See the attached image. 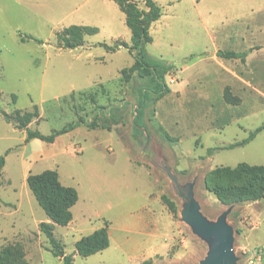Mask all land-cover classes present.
Wrapping results in <instances>:
<instances>
[{"label":"rangeland","instance_id":"obj_1","mask_svg":"<svg viewBox=\"0 0 264 264\" xmlns=\"http://www.w3.org/2000/svg\"><path fill=\"white\" fill-rule=\"evenodd\" d=\"M156 1L163 14L151 25L145 59L158 72L140 77L123 74L135 62L128 48L102 45L131 42L114 0H0V250L17 247L29 264H64L41 230L50 219L27 181L56 169L80 194L73 228L54 229L76 264L122 256L114 247L79 255L74 228L116 223L124 207L137 209L134 216L151 208L166 216L163 195L177 205L176 213L166 205L175 226L168 252L148 264H203L222 252L225 235L205 226L221 223L233 229L236 264H264L251 262L264 246V200L227 205L212 191L217 167L264 165V131L224 148L264 122V0ZM74 24L100 31L84 46L61 47L57 33ZM228 50L247 52L246 59L218 56ZM20 110H37L29 127L45 135L83 122L52 143L27 140Z\"/></svg>","mask_w":264,"mask_h":264},{"label":"trees","instance_id":"obj_2","mask_svg":"<svg viewBox=\"0 0 264 264\" xmlns=\"http://www.w3.org/2000/svg\"><path fill=\"white\" fill-rule=\"evenodd\" d=\"M124 12L126 24L131 31V42L118 41L114 45L102 43L108 50H117L124 46L134 54L135 62L130 68L123 70V74L130 72L137 73L140 77L150 76L154 71L158 72V66L150 64L146 58L145 46L153 41L150 33L152 23L162 16V7L156 0H144L146 9L141 8L134 0H114ZM99 29L88 25H70L57 33V38L61 47L74 49L85 45L87 34H96ZM25 39V38H24ZM218 56L223 58L246 59L247 52L234 50L219 51ZM162 73H164L162 71ZM37 109V106H35ZM3 115L10 122L11 116L4 111ZM39 115L36 110L33 112H16L18 127L27 130V140L39 138L46 142H54L56 137L74 129L83 120L72 123L70 126L58 130L50 135H45L40 131L30 129L29 123ZM264 130V122L256 129L250 131L249 136L243 140L231 143L224 148H235L251 142ZM5 164V158L0 159V174ZM213 174L218 176L217 182L212 191L215 192L219 200L227 205L254 202L264 198V165L240 162L236 166H220L213 170ZM30 189L37 198L39 204L51 221H43L40 224L41 230L48 237L54 255L62 258L64 264H76L74 254L66 253L62 243L54 234L56 225L67 226L73 218V207L79 200V192L76 187L62 183L60 174L56 169H47L41 173H30L27 178ZM168 208L176 213L177 205L167 195L162 197ZM110 222L105 221L104 226L96 229L89 235L82 236L76 242V253L87 257L107 249L111 244L109 233ZM145 261L142 264H148ZM0 264H29L24 252L17 247L7 246L0 250Z\"/></svg>","mask_w":264,"mask_h":264},{"label":"crops","instance_id":"obj_3","mask_svg":"<svg viewBox=\"0 0 264 264\" xmlns=\"http://www.w3.org/2000/svg\"><path fill=\"white\" fill-rule=\"evenodd\" d=\"M263 131L264 130H262L251 142L256 140ZM262 200H264V198L259 201L251 202V204L258 205L262 202ZM122 204L125 205V201H123ZM146 206L147 205H144V207ZM253 207L254 206H252L250 210L254 214L255 210ZM162 208H164L166 213L169 214H166V216H160L157 215L155 210L151 208L149 210V215L134 216V214L137 213V209L135 210L129 207H124L122 210L119 209L115 218L117 222L110 224L109 227L111 244L107 249L114 247V249L118 250L121 254L122 260L106 264H142L149 259H155L156 257L167 253L170 249V242L168 241L172 235V227L173 225L175 226V220L171 212L166 207V204H162ZM73 222H76L75 214L73 221L66 227L68 229L73 228ZM102 226H104L102 223L96 225L92 224V222H83L80 227L72 230L81 234L76 239V242L82 236L89 235Z\"/></svg>","mask_w":264,"mask_h":264},{"label":"water","instance_id":"obj_4","mask_svg":"<svg viewBox=\"0 0 264 264\" xmlns=\"http://www.w3.org/2000/svg\"><path fill=\"white\" fill-rule=\"evenodd\" d=\"M207 229L224 231V238L222 239V252L208 258L203 264H236V255L232 248L234 240L233 229L226 223H221L218 226H205Z\"/></svg>","mask_w":264,"mask_h":264},{"label":"built area","instance_id":"obj_5","mask_svg":"<svg viewBox=\"0 0 264 264\" xmlns=\"http://www.w3.org/2000/svg\"><path fill=\"white\" fill-rule=\"evenodd\" d=\"M252 258H251V262L255 261H262L264 260V246H261L259 248H255L252 251Z\"/></svg>","mask_w":264,"mask_h":264}]
</instances>
